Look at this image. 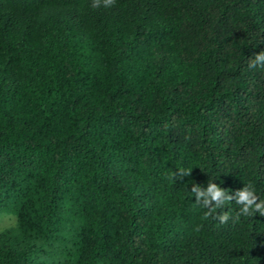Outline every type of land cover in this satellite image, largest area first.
Instances as JSON below:
<instances>
[{"label": "trees", "instance_id": "trees-1", "mask_svg": "<svg viewBox=\"0 0 264 264\" xmlns=\"http://www.w3.org/2000/svg\"><path fill=\"white\" fill-rule=\"evenodd\" d=\"M91 5L0 0V264H264V0Z\"/></svg>", "mask_w": 264, "mask_h": 264}, {"label": "clouds", "instance_id": "clouds-1", "mask_svg": "<svg viewBox=\"0 0 264 264\" xmlns=\"http://www.w3.org/2000/svg\"><path fill=\"white\" fill-rule=\"evenodd\" d=\"M116 0H92V7L98 8L103 6L105 8H111L115 6ZM264 68V51L256 53L254 59L249 60V67ZM191 169H180L177 173H173V176H177L180 180L185 176H190ZM191 192L195 196V203L207 209L204 213L203 219L207 220L209 217L213 219H218L220 223H226L230 219L229 212H223L218 216L213 214L217 212L218 209L224 207L226 203L235 201L239 205V211L237 213V219L240 216L252 217L256 213L260 216H264V199H261L255 191L254 185L249 182L244 185L242 189L236 190L234 193L230 192L217 183H214L211 179L208 181V186L206 189L202 188L200 185L193 183ZM198 230V229H197Z\"/></svg>", "mask_w": 264, "mask_h": 264}, {"label": "rangeland", "instance_id": "rangeland-1", "mask_svg": "<svg viewBox=\"0 0 264 264\" xmlns=\"http://www.w3.org/2000/svg\"><path fill=\"white\" fill-rule=\"evenodd\" d=\"M14 226V218L11 215L0 214V232Z\"/></svg>", "mask_w": 264, "mask_h": 264}]
</instances>
